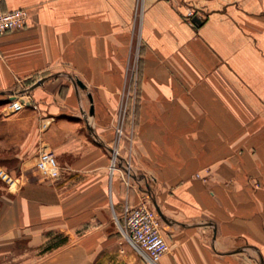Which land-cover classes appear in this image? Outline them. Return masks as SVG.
<instances>
[{"label":"crops","instance_id":"obj_1","mask_svg":"<svg viewBox=\"0 0 264 264\" xmlns=\"http://www.w3.org/2000/svg\"><path fill=\"white\" fill-rule=\"evenodd\" d=\"M2 8L28 18L0 35V93L24 89L29 104L0 107V153L21 168L0 196V264H149L113 212L153 202L167 219L159 264H264V0ZM111 147L134 180L109 177ZM47 149L60 177L28 169ZM49 231L68 241L37 258Z\"/></svg>","mask_w":264,"mask_h":264},{"label":"built area","instance_id":"obj_2","mask_svg":"<svg viewBox=\"0 0 264 264\" xmlns=\"http://www.w3.org/2000/svg\"><path fill=\"white\" fill-rule=\"evenodd\" d=\"M0 0V35L25 24L28 13L24 8L3 9ZM195 16L194 11L187 7L186 17L190 23ZM17 93V92H16ZM16 93L10 94L5 104L8 111H19L29 104L25 95ZM117 135L122 133L121 126L116 127ZM111 158L108 166L109 177L115 173H122L124 179L134 180V172L128 165L126 159L119 155L115 147L110 148ZM36 170L47 178H57L63 174V167L59 165L56 155L52 149L40 151L34 162ZM3 173L0 170V174ZM3 176H7L3 173ZM114 220L123 236L124 241L149 264H159V258L169 250V244L162 233L163 220L157 213L154 206L140 204L133 207L123 206L120 216L115 214ZM122 217V224L119 223Z\"/></svg>","mask_w":264,"mask_h":264},{"label":"rangeland","instance_id":"obj_3","mask_svg":"<svg viewBox=\"0 0 264 264\" xmlns=\"http://www.w3.org/2000/svg\"><path fill=\"white\" fill-rule=\"evenodd\" d=\"M15 93L17 95H18V93L23 95V94H25V91H24V89H17V90H15ZM6 99L8 100V96L5 95V93H0V107L5 106ZM9 155H10L9 152H5V151L0 153V170H2L3 173L7 174V176H3V173L0 174V196H2V195L9 196L11 194L12 183L17 182V181H15L14 177H15V175L18 176L20 174L21 168H20V163H19L18 158L10 157ZM35 160H36V158H35ZM35 160L32 162V164H30V166L28 168L30 171H37L35 166H34ZM117 215H119V214H117ZM41 256L42 255L38 256L37 258H40ZM37 258L33 257L32 260H35Z\"/></svg>","mask_w":264,"mask_h":264},{"label":"trees","instance_id":"obj_4","mask_svg":"<svg viewBox=\"0 0 264 264\" xmlns=\"http://www.w3.org/2000/svg\"><path fill=\"white\" fill-rule=\"evenodd\" d=\"M67 241H68V236L65 235L64 233L49 231L45 234V240L43 242V245L40 247L39 254L44 255L46 253L54 251L55 249L66 244Z\"/></svg>","mask_w":264,"mask_h":264},{"label":"water","instance_id":"obj_5","mask_svg":"<svg viewBox=\"0 0 264 264\" xmlns=\"http://www.w3.org/2000/svg\"><path fill=\"white\" fill-rule=\"evenodd\" d=\"M199 21H200V19H199L197 16H194V17L192 18V22H193V23H195V22H199ZM42 81H43V78L39 79V80L36 81L33 85H31V87H29V88L26 89V90H29V89H31V88H33V87L39 85L40 83H42ZM74 82H75V84H76L77 86H79L81 89H83V90L86 91V93H87V97H88V99H89V102L91 103V104H90V107H89V111H88V113H89L90 115H92V114H93V104H92L93 99H92V95H91V93L87 90V86H86V84H85L81 79H79L78 77L75 76ZM153 205H154V207H155L157 213H158L159 216L161 217V219H162L163 221L166 222L167 219H166L165 215H163V213L161 212V210L159 209V207L156 205V203L153 202Z\"/></svg>","mask_w":264,"mask_h":264},{"label":"bare ground","instance_id":"obj_6","mask_svg":"<svg viewBox=\"0 0 264 264\" xmlns=\"http://www.w3.org/2000/svg\"><path fill=\"white\" fill-rule=\"evenodd\" d=\"M246 116V115H245ZM174 117V116H173ZM171 120V119H170Z\"/></svg>","mask_w":264,"mask_h":264}]
</instances>
